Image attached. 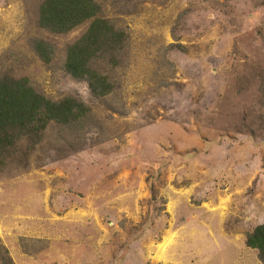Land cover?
<instances>
[{
    "label": "rangeland",
    "instance_id": "obj_1",
    "mask_svg": "<svg viewBox=\"0 0 264 264\" xmlns=\"http://www.w3.org/2000/svg\"><path fill=\"white\" fill-rule=\"evenodd\" d=\"M41 1L0 0V75L94 122L0 170L14 264H263L246 237L264 223V0H101L127 33L105 97L64 67L89 23L49 32Z\"/></svg>",
    "mask_w": 264,
    "mask_h": 264
},
{
    "label": "trees",
    "instance_id": "obj_2",
    "mask_svg": "<svg viewBox=\"0 0 264 264\" xmlns=\"http://www.w3.org/2000/svg\"><path fill=\"white\" fill-rule=\"evenodd\" d=\"M89 23L85 33L66 49L65 71L84 81L96 97L112 93L115 83L102 71L103 62L118 65L127 42L125 30L106 14L101 0H42L38 26L52 33H68ZM46 63L54 47L41 39L32 42ZM94 122L91 108L81 99L66 96L53 100L37 91L29 78L0 75V170L28 165L31 151L43 146L48 132L75 135ZM246 244L258 251L264 264V223L247 234ZM0 264H14L9 251L0 247Z\"/></svg>",
    "mask_w": 264,
    "mask_h": 264
}]
</instances>
